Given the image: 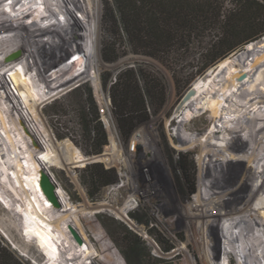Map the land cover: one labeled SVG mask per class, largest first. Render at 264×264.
Segmentation results:
<instances>
[{"label":"rangeland","instance_id":"374dc122","mask_svg":"<svg viewBox=\"0 0 264 264\" xmlns=\"http://www.w3.org/2000/svg\"><path fill=\"white\" fill-rule=\"evenodd\" d=\"M29 4L33 7H41L44 11L49 9L51 20L55 22L57 30L51 36H46L44 31L35 32L18 44L15 51L22 67L18 83L12 78L17 67V59L13 54L15 51L12 49V52L7 43L11 39L16 41L17 33L3 27L6 36L0 33V90L4 94V97L0 95V150L2 144L6 149L7 145L13 146L16 154L20 155L21 161L30 162V166L25 168L26 175L29 173L28 180L26 183L23 182L27 195L25 190L23 192L17 188L14 191L10 185H5L7 173L2 168L3 159L0 160V238L4 243L25 264L46 262L43 251L31 240V237L22 236L18 209L11 211L10 206L15 208V205L9 206L5 201L8 197L21 201L25 200L26 196H30L40 218H48L47 215L51 214L55 206V200L46 196L40 181L37 182L38 184L33 182L34 170H38L35 168V160L42 155L54 175L53 180L67 195L63 201L57 196L59 208L63 209L64 203L66 207L75 209V214L66 211L59 214L62 213L64 218H68V222L73 221L72 219L76 222L80 221L84 234L94 246L95 263L238 264L235 257L229 260L223 255L226 242L222 233L226 232L230 220L221 216L208 219L205 216L206 211L198 209L195 205L203 191L201 183L203 180L206 182L207 172L209 170L214 172L215 169L222 172V180L218 183L219 186L211 187L224 192L226 210H232L233 206L242 207L257 195L256 188L260 183L257 163L250 162L247 158L253 145L252 140L246 129L239 131L230 144L237 149L236 151H240L238 155L241 160L237 159L236 155L228 154L229 162L224 161L221 166L217 165L215 168L212 164L210 167L200 168V147L194 145L198 144L200 138L215 125L222 133L223 125H230L231 122L227 120L236 117V114L234 111L225 112L211 122L210 111L201 107L193 111L192 117L186 120L183 118L184 112H177V107L190 85L198 78L212 74L211 70H214L212 76L215 78L228 77L227 67L216 68L222 59L231 55L236 58L244 55V61L241 62L239 69L243 71L249 69L255 58L264 53V45H260L264 34L209 65L188 82L187 78L183 77L179 83H176L171 73L161 63L143 55L129 53L115 62L103 63L101 58L103 0H84L82 10L79 11L70 10L74 3L67 0H31ZM84 7L85 12H82ZM11 13L9 15L8 12L3 18L0 17V21L13 16ZM6 20H9V17ZM249 44L251 49L247 52ZM51 46L56 47L52 53ZM97 49L99 56L96 53ZM134 61L148 63L160 74L166 85V101L159 111L151 114L147 121L139 123L128 139H124L112 114L108 92L102 85V73L104 71L116 73ZM36 63L40 65L35 67ZM197 63H200L197 54L187 60V65H197ZM263 68L264 56L252 68V72ZM262 73L264 74V70ZM86 81L88 84L83 85ZM246 83L243 85L245 88H247ZM77 86L80 87L76 88ZM258 86V91H263L264 94V87ZM89 91L92 92L91 99L88 96ZM6 98L17 102V107L23 111L20 118L22 121L26 120L36 128L43 126L49 131L50 135L42 136L40 140L45 139L53 151L47 155L42 153L39 155L34 151L29 131L23 129L13 112L16 107H10ZM92 102L97 107V119L101 121L105 131L104 143L100 146L90 145L82 123L94 117L87 108ZM35 105H38V109ZM247 106L245 105L238 114L242 118L248 115L244 109ZM249 110L251 113L257 112L258 107L251 106ZM202 111L205 112L201 115ZM189 132H192L198 140L190 144L191 141L181 142L177 139V135L184 136ZM89 135L92 136L93 133L90 132ZM257 139L259 140L260 136ZM261 139L264 144V138ZM62 142L66 143L68 156L77 152L79 161L73 162L74 158L71 155L70 165L65 162L63 164L60 159L63 158V153L56 146L57 143ZM214 144L216 150L221 149L217 142ZM95 148L99 152H94ZM2 154L5 156L3 150L0 152L1 156ZM5 158L7 159L6 156ZM215 158L218 162L221 161L220 155H215ZM93 162H103L114 168L118 176V180L114 183L121 181L120 175L124 170L129 178L133 179L137 195H134V204L125 216L121 215L114 206L122 207L130 196L132 192L128 185L106 194L105 188L110 185L108 184L94 194L89 193L92 189L86 184L88 176L85 166ZM72 164H81V166L71 167ZM235 168L240 172L246 168L256 172L253 177L245 173L244 178L243 176L241 178L240 172L234 171ZM36 173L38 179L39 172ZM33 183L35 186L32 185ZM56 188L55 185V190ZM249 192L252 194L251 197L245 200L239 199L241 196H247ZM252 207L258 208L257 200L252 202ZM52 211L54 218L59 219V215H55L57 210ZM232 230L237 231L236 228ZM75 232L77 233L76 230H72L74 236ZM129 232L131 237L136 236L141 240L142 251L148 254L147 256H139V253L134 259L127 257L125 237ZM5 235L10 240L5 238ZM78 235L81 239V235ZM247 236L250 241L254 238L259 239L253 241L256 251L264 249L263 224H259ZM61 242L67 248L68 243L65 239H61ZM259 264H264L263 255L260 256Z\"/></svg>","mask_w":264,"mask_h":264},{"label":"bare ground","instance_id":"6f19581e","mask_svg":"<svg viewBox=\"0 0 264 264\" xmlns=\"http://www.w3.org/2000/svg\"><path fill=\"white\" fill-rule=\"evenodd\" d=\"M30 1L31 0H0V17L3 18L6 14H8V12L9 15L11 12H13L11 13L13 14V16H8L9 20H6L8 18L7 17L6 19H2L0 21V33L2 35L6 36L3 28L11 30L13 31V33H17L15 38L16 41H12L11 39L9 42H7L11 50L13 49L15 51L19 43L24 42L26 38H28L35 32L44 31L46 32V36H51L57 30V28L55 27V22H52L51 20L49 9H47V11H44L41 7H33L31 4H29ZM67 1H71L74 3L70 10L75 9V11H79L84 5V0ZM82 12H85V7ZM11 17L12 19H10ZM260 45H264V38L260 40ZM55 49L56 47H52L51 53L55 51ZM250 49L251 44L248 45L247 52ZM96 53L99 56L98 49ZM13 54L17 59V67L15 68L16 71H14V74H12V78L14 79L15 83H18V77H20V74H22V67L18 61L16 51ZM263 56L264 53L255 58V61L250 65L249 69H246L244 71L239 69L241 62L244 61V55H241V57L239 58L233 57V55H231L222 59L216 68L222 69L223 67H227L228 77H222L219 79L218 77L215 78L212 76L214 70H211L212 74H207L201 78H198L192 83V85H190V87L186 90L181 103L177 107V112H184L183 118L186 120H189L192 117L193 111L201 107L210 111L211 122L216 117H218V115L225 112L234 111L236 114V117L227 120L228 122H231L230 125H223L224 130L222 133L218 130V126L216 127L215 125L205 135H203L202 138H200L198 144L194 145H199L200 147V168H202L203 166L210 167L211 164L214 168L217 165L221 166L222 162H229L230 158L228 154L236 155L237 159L241 160L242 158L238 155L240 151H236L237 149H235L230 144V141L236 137V134L239 131L246 129L248 131V136L252 140L253 145L250 147V151L248 153L247 158L248 161H255L257 163L259 173L258 175L260 177H258L260 179V183L257 185L256 188L257 195L253 199H251V201L249 200L242 207L233 206L232 210H226L224 208V192L215 190L213 189L214 187H211L215 185L219 186L218 183H220L222 180V172L217 171L215 169L214 172L210 170L207 172L208 177L206 178V182L203 180V182L201 183L203 191L196 200L197 203L195 205L198 209L206 211L205 216L208 219L210 217L213 218L215 216H221L230 220L226 232L222 233V236L225 238L226 242V246H224L223 255L229 260H232L235 257L238 261V264H259L260 256H264V249H262V251H256V249L254 248L255 244L253 243V241H258L259 239L254 238L253 241H250L247 236V234L253 231V229L256 228L259 224H263L264 226V144L262 143L261 139L264 138V109H262L264 106V94L263 91H258L257 88L258 85L264 87V74L262 73L264 68L263 70L255 69L252 72V68L263 58ZM38 65H40V63H36L35 67ZM245 83L247 84V88L243 87ZM0 95L4 97V94L1 90ZM6 101L9 103L10 107H16L15 111L13 112L17 115V118L19 119L23 129L26 132L29 131V137H31L33 140L32 144L34 151L38 152L39 155L40 153H42L43 155H47L49 152L53 151L51 149V146L45 139L43 141L40 140V137L42 136L48 137L50 135L49 131L43 126L36 128L33 126L32 123H27L26 120L22 121L20 118H22L23 111L20 110V107H17V102L13 99L10 100L9 98ZM245 105H248L246 108H244L246 110V113L248 114L247 116H245V118L247 117L246 119L238 115ZM251 106L258 107L257 112L251 113V110H249V107ZM30 107L32 108L31 105ZM35 107H37L38 109V105H35ZM203 112L205 111H202L201 115L203 114ZM5 136L8 137V135ZM259 136L260 139L258 140L257 138ZM177 139L181 142L191 141L190 144L194 140H198V138H196L192 132H189L184 136L179 134L177 135ZM216 142L218 145H220L221 149H215L214 143ZM62 143H57L56 145L60 148L63 153V158L61 157L60 159L63 164L65 162V164L67 163V165H70V157L72 153L69 157L66 153V143ZM189 147L190 145H188V148ZM1 148V150L5 152V156L7 157L6 159L3 154L2 156L0 155V160L3 159V163L1 162L2 168L5 169V172L7 173V182L4 180V183H6L5 185H10L14 191H16L17 188L22 191L25 190V194H27L28 192L23 182L26 183V181L28 180L29 173H27L26 175L25 168L30 166V162L28 163L26 160L21 161L19 159L20 155L16 154V151L14 150L13 146L7 145L6 149V147L2 144ZM215 155H220V162H218V160L215 158ZM40 157L41 158H37L35 160V168H37L38 170H34L35 177L33 178V182H35L36 184L38 181H40L42 174H45L51 180V182L56 184L57 182H55L53 180L54 178H52L54 177V175L50 171L47 161L44 160L42 155H40ZM72 157L74 158L73 162L76 163L77 161H79L77 159V152L73 154ZM72 166H81V164H72L71 167ZM125 171L126 170H124V172L120 175V182L114 184L112 183L105 188V193L108 194L111 191L115 189H120L125 185L129 186L132 193L125 200L123 206H114V208L117 209V211H119L123 216H125L127 211L131 209L134 204V195H137L133 179H130ZM234 171L240 172L238 168H235ZM36 172H39L38 179ZM254 172L256 171L250 168H246L243 172H240L239 174L241 178L242 176L244 178L245 173H248L251 177H253ZM57 184V188L54 193L55 206H53L52 210H57L55 215H59V219H56V217L54 218V213L52 210L50 212L51 214L47 215L48 218H40L37 213L38 210L34 208V204L30 196H26L25 200L23 199L21 201H16L12 198L8 199V197L5 200L6 204H9V206L12 204L15 205V208L10 206L11 211H13V209H18L22 223L21 234L24 237H31V240L35 242L38 247L43 251L46 260L45 264H93L94 257H96V253L94 252V246H92V244L84 234V229L80 221L76 222L74 221V219H72L73 221L68 222V218H64V216H62V213L59 214L62 211H66L69 214L70 212L74 213L75 209L73 207H66L67 205L65 204V206L64 203L63 209L59 208L60 205L58 197L61 199V201H63L67 198V195L65 194L64 190L61 189L60 185ZM32 185H34V183ZM251 196L252 194L249 192L247 196H241L239 199L245 200L247 197ZM22 198H24V195ZM255 200H257L258 203V210L255 207H252V202ZM103 204L105 203L103 202ZM62 218H64L66 221H64V219ZM259 221L261 222L259 223ZM232 228H236L237 231H233ZM72 230H76L77 234L81 235V244L76 240V237L72 234ZM5 238L10 240V238L6 235ZM61 239H65V241L68 243L67 248H65L66 246L62 243L63 241L61 242ZM13 245L14 248H16L15 244ZM81 245H83V248H81Z\"/></svg>","mask_w":264,"mask_h":264},{"label":"trees","instance_id":"16d2710c","mask_svg":"<svg viewBox=\"0 0 264 264\" xmlns=\"http://www.w3.org/2000/svg\"><path fill=\"white\" fill-rule=\"evenodd\" d=\"M102 28L104 62H115L129 53L143 55L161 63L176 83L183 77L188 82L209 65L264 34V0H103ZM195 54L200 63L187 65ZM102 85L124 139L166 101L164 81L145 62L134 61L116 73L104 71ZM88 96L92 98L91 91ZM87 108L94 117L86 123L82 121L84 129L90 145L100 146L105 131L97 119V107L92 102ZM94 152L99 150L95 148ZM85 171L90 194L118 180L116 170L103 162L88 164ZM125 238L129 259L139 253L148 255L142 251L138 237H131L129 232ZM0 264H25L1 238Z\"/></svg>","mask_w":264,"mask_h":264},{"label":"water","instance_id":"95a60500","mask_svg":"<svg viewBox=\"0 0 264 264\" xmlns=\"http://www.w3.org/2000/svg\"><path fill=\"white\" fill-rule=\"evenodd\" d=\"M103 61V60H102ZM103 63H107V62H104ZM40 184L46 194V196L50 199H55V183L51 182V180L45 175V174H42L41 178H40ZM75 237L76 239L82 243L79 235L75 232ZM93 264H97V263H93Z\"/></svg>","mask_w":264,"mask_h":264}]
</instances>
